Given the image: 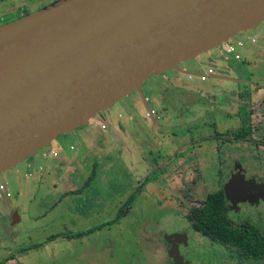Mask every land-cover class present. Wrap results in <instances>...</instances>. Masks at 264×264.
I'll use <instances>...</instances> for the list:
<instances>
[{
    "label": "rangeland",
    "instance_id": "374dc122",
    "mask_svg": "<svg viewBox=\"0 0 264 264\" xmlns=\"http://www.w3.org/2000/svg\"><path fill=\"white\" fill-rule=\"evenodd\" d=\"M247 37L256 44L243 47L238 61L223 60L214 48L153 75L86 125L0 173L8 193L0 198V264H161L149 244L162 240L166 225L180 224V210H197L202 227L199 210L213 211L211 197L222 189L236 198L264 187V20L229 41ZM208 68L218 79H199ZM240 128L245 139L233 137ZM48 150L57 155L43 160ZM89 176L81 194L66 195ZM236 180L242 190L228 186ZM138 186L142 194L117 224L78 240L46 241L111 218ZM251 199L245 220L263 225L264 204ZM13 212L18 221L11 225Z\"/></svg>",
    "mask_w": 264,
    "mask_h": 264
},
{
    "label": "water",
    "instance_id": "95a60500",
    "mask_svg": "<svg viewBox=\"0 0 264 264\" xmlns=\"http://www.w3.org/2000/svg\"><path fill=\"white\" fill-rule=\"evenodd\" d=\"M263 20L264 0H58L1 27L0 173Z\"/></svg>",
    "mask_w": 264,
    "mask_h": 264
},
{
    "label": "flooded vegetation",
    "instance_id": "af4514ba",
    "mask_svg": "<svg viewBox=\"0 0 264 264\" xmlns=\"http://www.w3.org/2000/svg\"><path fill=\"white\" fill-rule=\"evenodd\" d=\"M56 1L58 0H0V28L18 22ZM237 180L235 185L230 183L228 186L242 190V184ZM243 181L241 178L240 182ZM250 181L257 187L255 178ZM140 187H137L139 193L136 196L142 194ZM225 191L226 188L221 190V194L211 197L213 211L206 208L199 210L204 219L202 227L195 223L197 210L188 209L187 214L180 210V224L166 225L168 230L161 232L164 233L162 240L156 241L155 247L154 242L149 244L148 248L152 252L154 249L160 252L161 264H264V224H253L245 220L248 215V199L264 204V187L243 190L236 198L228 197ZM134 201L135 199L133 203Z\"/></svg>",
    "mask_w": 264,
    "mask_h": 264
},
{
    "label": "trees",
    "instance_id": "16d2710c",
    "mask_svg": "<svg viewBox=\"0 0 264 264\" xmlns=\"http://www.w3.org/2000/svg\"><path fill=\"white\" fill-rule=\"evenodd\" d=\"M235 61V60H234ZM246 130L240 128L238 131L235 132L234 136L233 137H237V138H240V139H245V136H246ZM91 179L92 177L89 176L87 178V180L85 182H83L82 186L74 191V192H70L66 195H79L82 193V191L88 187L89 183L91 182ZM139 193V188H136L130 195L129 197L122 203V205H120L115 213H114V216L110 219V220H107V221H104V222H100L98 224H95L87 229H84V230H79V231H65V232H62V233H57V234H53V235H50L46 238V241L47 242H53L55 240H65V241H70L72 239H80L82 238L83 236H86L88 234H91L93 233L94 231H97V230H100L106 226H110V225H113V224H117L119 219L129 210L130 208V205L131 203L133 202V200L135 199L136 195ZM43 243L41 242L40 244H34V245H31L32 248L36 247V246H40L42 245Z\"/></svg>",
    "mask_w": 264,
    "mask_h": 264
},
{
    "label": "built area",
    "instance_id": "2783aa9c",
    "mask_svg": "<svg viewBox=\"0 0 264 264\" xmlns=\"http://www.w3.org/2000/svg\"><path fill=\"white\" fill-rule=\"evenodd\" d=\"M256 44V38L255 37H247L245 39H237V40H233V41H229L227 40L226 42L222 43L219 47V53L221 54V58L223 60H227L228 58H231L232 60H239L241 53L240 50L243 49V47H245L246 45L249 46H254ZM214 75V72L208 68L204 74L199 75V79L201 81H204L206 79H208L209 76ZM154 115V112L152 110H150V113L146 114V116H151ZM101 129H103V126H100ZM71 149V148H70ZM57 155V153L54 150H48L47 153H42L41 154V158L43 160H47L49 158H53ZM38 171H42L41 167L37 168ZM35 169H32V173H36ZM8 196L7 190L4 187V185L0 184V198H2V196Z\"/></svg>",
    "mask_w": 264,
    "mask_h": 264
},
{
    "label": "crops",
    "instance_id": "0c3cea01",
    "mask_svg": "<svg viewBox=\"0 0 264 264\" xmlns=\"http://www.w3.org/2000/svg\"><path fill=\"white\" fill-rule=\"evenodd\" d=\"M160 132L162 133V131H160ZM162 135H163V133H162ZM82 140H83V138H82ZM86 145L87 146L89 145V138H87V137H85L84 140H83V147H82V149H85V147H87ZM49 165H51V162L48 165H46L45 168H49Z\"/></svg>",
    "mask_w": 264,
    "mask_h": 264
}]
</instances>
